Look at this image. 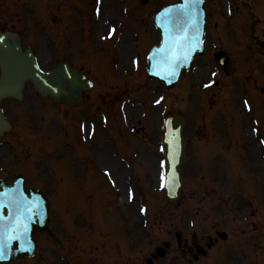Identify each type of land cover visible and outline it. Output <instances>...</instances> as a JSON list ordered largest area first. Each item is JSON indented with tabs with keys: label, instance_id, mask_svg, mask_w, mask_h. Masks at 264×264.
Returning <instances> with one entry per match:
<instances>
[{
	"label": "rangeland",
	"instance_id": "374dc122",
	"mask_svg": "<svg viewBox=\"0 0 264 264\" xmlns=\"http://www.w3.org/2000/svg\"><path fill=\"white\" fill-rule=\"evenodd\" d=\"M94 1L0 0V25L15 26L27 43L33 40L30 38L34 32L52 37L47 50L38 49L43 65L63 57L94 83L83 92V102L77 107L40 99L32 88H27L21 103L3 100L15 123L13 131L0 139L1 162L10 159V166H5L8 173L0 175L11 180L14 171H25L27 167L32 170L38 165L37 158L42 157V174L28 172L27 184L46 191L50 200L48 225L59 239L57 242L44 232L35 233L36 254L8 264H145V258L165 241L170 242L166 255L155 257L152 264H264V173L253 143L245 144L250 149V162L244 156L242 142L230 148L226 159L231 161L235 176L229 178L222 169L223 185L218 176H213L218 171V166H212L217 160L202 158V139L188 125L184 133L189 139L190 162L183 167L185 185L179 200L166 202L159 187L162 117L175 112L187 116L188 100H196L202 91L188 97L192 93L188 84L196 88L207 80L213 67L212 48L202 59H196L198 70L189 72L182 83L165 89L149 81L143 71V55L158 33L150 17L144 14L141 21L138 17L139 11L142 15L155 2L172 0H149L146 5L139 0H102V21L92 14ZM215 1L207 3L211 18L208 37L223 47L226 42L215 37ZM218 4L223 5L222 1ZM122 6L127 8L128 17ZM70 12L72 15H68ZM46 20L48 24H44ZM107 21L120 26L114 28L112 38L106 35ZM229 38L227 35L225 40ZM226 47L232 57L237 54L234 48ZM234 72L232 69L230 76L220 73L219 83L206 89L200 99L210 100L209 114L215 118L209 115L202 119L196 104L193 106L192 125L204 124L201 133L216 136L217 116L223 105L228 106L227 89L233 85ZM232 101H237L235 96ZM202 111L208 109L204 106ZM64 118H68L66 124ZM52 121L57 124L50 127ZM61 125L67 127L66 135L42 147L48 133L55 136ZM220 135L229 136L230 131L221 129ZM108 140L114 148L99 145ZM233 140L236 142L237 136ZM80 143L83 149L77 147ZM214 146L219 148L216 141ZM38 147L46 151L36 150ZM71 157L74 169L65 163ZM49 161L52 179L43 164ZM228 179L235 181L228 183ZM129 191L134 198L128 197ZM88 205L91 209H86ZM221 232L225 239L220 238ZM211 241L204 256L190 251L198 244L206 248Z\"/></svg>",
	"mask_w": 264,
	"mask_h": 264
},
{
	"label": "water",
	"instance_id": "95a60500",
	"mask_svg": "<svg viewBox=\"0 0 264 264\" xmlns=\"http://www.w3.org/2000/svg\"><path fill=\"white\" fill-rule=\"evenodd\" d=\"M202 16L201 0H182L160 11L156 17V23L170 42L187 39L189 44L195 41H192L195 33L203 26V23H200ZM4 35L6 34H0V39L4 38ZM12 48L11 52L5 51L1 55L5 61L9 59V62L14 64V68L7 67L4 78L0 80V98L6 95L19 98L23 81L31 78L35 88L43 95L48 93L54 99L62 95L65 102L71 104L76 103V100L79 101V90L85 89L88 84L84 76L74 68L59 64L48 73H44L35 66L29 52L24 54L20 52L18 43L13 42ZM194 50L196 54L200 53L197 48ZM172 82L173 80L167 84L172 85ZM65 84L67 88L64 87ZM182 126L183 121L179 117L173 116L167 119L163 127L164 136L161 138L165 172L174 171L178 185L182 183L179 176L180 163L185 160ZM6 127V122L0 113V133ZM173 197L167 196L170 200H173ZM47 208V200L38 190L25 191L20 182L13 186H5L0 181V250H2L0 264L21 254H32L35 248L32 233L35 230L45 229L50 233L46 227Z\"/></svg>",
	"mask_w": 264,
	"mask_h": 264
},
{
	"label": "flooded vegetation",
	"instance_id": "af4514ba",
	"mask_svg": "<svg viewBox=\"0 0 264 264\" xmlns=\"http://www.w3.org/2000/svg\"><path fill=\"white\" fill-rule=\"evenodd\" d=\"M234 11H236L234 23L237 27L234 38L238 41L237 48L247 45L256 53L251 67L258 73L251 88L256 101L245 114V130L254 137L252 132L256 129L259 138L264 141V84L259 85L264 81V0H236ZM244 94L247 98L246 90ZM246 142L247 139H244V145Z\"/></svg>",
	"mask_w": 264,
	"mask_h": 264
},
{
	"label": "snow or ice",
	"instance_id": "6c2138e0",
	"mask_svg": "<svg viewBox=\"0 0 264 264\" xmlns=\"http://www.w3.org/2000/svg\"><path fill=\"white\" fill-rule=\"evenodd\" d=\"M187 55H185L183 57V60H187ZM180 62V58H176L174 61H169L170 63V68H171V71H170V75H175V69H176V64ZM162 166H163V162H162ZM26 227V225H25ZM0 258H2V250H0Z\"/></svg>",
	"mask_w": 264,
	"mask_h": 264
},
{
	"label": "bare ground",
	"instance_id": "6f19581e",
	"mask_svg": "<svg viewBox=\"0 0 264 264\" xmlns=\"http://www.w3.org/2000/svg\"><path fill=\"white\" fill-rule=\"evenodd\" d=\"M126 49H127V47H126ZM99 145H100V146H105V145H104V144H102V143H100Z\"/></svg>",
	"mask_w": 264,
	"mask_h": 264
}]
</instances>
